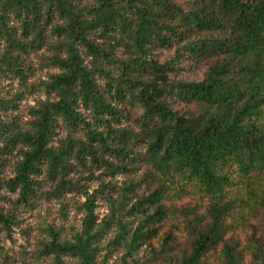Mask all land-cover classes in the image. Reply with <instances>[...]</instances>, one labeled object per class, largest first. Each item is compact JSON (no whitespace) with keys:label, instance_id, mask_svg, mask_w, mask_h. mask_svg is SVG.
Segmentation results:
<instances>
[{"label":"trees","instance_id":"obj_1","mask_svg":"<svg viewBox=\"0 0 264 264\" xmlns=\"http://www.w3.org/2000/svg\"><path fill=\"white\" fill-rule=\"evenodd\" d=\"M234 179H264V0H0V264H240Z\"/></svg>","mask_w":264,"mask_h":264},{"label":"rangeland","instance_id":"obj_2","mask_svg":"<svg viewBox=\"0 0 264 264\" xmlns=\"http://www.w3.org/2000/svg\"><path fill=\"white\" fill-rule=\"evenodd\" d=\"M191 77V75L189 76ZM32 99H30L31 102ZM190 189H193L192 187ZM231 197L235 198L239 203V216L241 219L232 229L228 230L225 239L230 240L235 244L237 252L241 256L240 264H258L255 258L256 249L259 246L264 247V205L260 201V197L264 193V179H234V182L228 187ZM193 194L182 197L180 204L187 205L193 202L197 196ZM79 199V198H77ZM83 201V199H80ZM58 204L51 202L45 204L39 209L27 211L22 214L24 218L22 227H29V236L23 235L20 228H16L13 238L14 241H6V245L14 252H19L21 249H29L26 239H30L37 233V225L39 218L48 214V218L54 222H60L57 213ZM104 212L103 204L97 209V213ZM81 214H74V211L69 213V218L77 223ZM151 250L141 252L144 259H147ZM210 260L209 264H222V255Z\"/></svg>","mask_w":264,"mask_h":264}]
</instances>
